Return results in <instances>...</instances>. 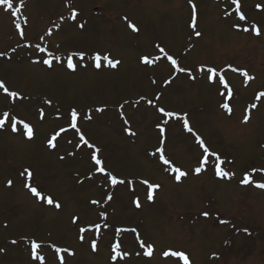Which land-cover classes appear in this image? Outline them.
Returning a JSON list of instances; mask_svg holds the SVG:
<instances>
[{"label":"rangeland","instance_id":"1","mask_svg":"<svg viewBox=\"0 0 264 264\" xmlns=\"http://www.w3.org/2000/svg\"><path fill=\"white\" fill-rule=\"evenodd\" d=\"M11 2L14 9L21 4ZM238 6L239 12L231 0H24L17 14L23 39L0 7V81L18 94L0 89V114L33 129L28 139L22 123L15 132L7 122L0 128V264H183L165 251L185 253L189 264H264V190L254 186L264 183V97L257 99L264 92V0ZM97 54L120 63L96 68ZM143 57L153 63H141ZM73 109L79 133L70 127ZM197 136L214 155L195 176L204 155ZM96 149L99 167L125 183L112 186L96 170ZM161 154L187 175L175 181ZM215 156L229 177H217ZM25 169L30 178L21 175ZM142 181L159 185L152 202ZM140 241L153 246L152 255H144ZM116 243L121 256L113 260Z\"/></svg>","mask_w":264,"mask_h":264},{"label":"snow or ice","instance_id":"2","mask_svg":"<svg viewBox=\"0 0 264 264\" xmlns=\"http://www.w3.org/2000/svg\"><path fill=\"white\" fill-rule=\"evenodd\" d=\"M231 2L233 4H237V11L239 12V0H231ZM23 3H24V0H21V4L20 6L16 7V9L12 12V15L13 17H15L19 12H20V7L23 6ZM189 3L191 4V0H189ZM0 5H6V8L5 10H10L12 9L13 5H12V2L11 0H0ZM259 7V6H258ZM192 8H193V28H195V19H196V9H195V5L193 4L192 5ZM75 16H76V13L73 12L72 13V18L75 19ZM126 19V18H125ZM239 19L240 20H245V16L242 14V13H239ZM133 32H137L138 29L136 28L135 25L131 24L130 22L128 23L127 25ZM15 27L16 29L20 32V36H21V39H23V31H21V25L18 21L15 22ZM82 27V25H81ZM245 31H247V29H245ZM256 34L259 35L260 32L259 30H256ZM195 35L197 37H199L201 35L200 32H195ZM39 51L40 52H44L45 49L42 48V47H39ZM161 53L164 52V49L163 48H160L159 49ZM75 55V54H74ZM80 59H83V54H80ZM101 59H103L105 62H106V65L110 68H115L120 62L119 61H113L111 59H109V57L107 56H104V57H100L98 54L96 56L93 57V60L95 62V67L96 68H100L101 67ZM158 59V57H157ZM168 59L171 61V64L172 66L176 69L177 72H181V71H184V69H181L179 67H177V61L175 59H173L171 56H168ZM45 65H48L49 67L51 66V61L49 59H43L42 61ZM141 63H144V64H152L153 63V60L151 59H148L146 57H143L141 58ZM74 64L72 62V58L69 57L68 60H67V68L68 69H71V70H74ZM209 72H212L213 69H208ZM242 75L246 76L247 80H251L253 79L251 76H248L246 72H243ZM211 76L209 77V81L211 82ZM221 83H223V80L221 79ZM225 87H227V84L224 85ZM0 89H4V91L7 93L8 96L10 97H17L18 94L16 92H10L7 90V88L5 87V85L3 84L2 81H0ZM221 95H223V93H221ZM261 97H264V92H260L258 95H257V99H260ZM157 99H159V97H157ZM47 102V101H46ZM50 103V102H48ZM149 104H151L152 102L151 101H148ZM222 108L228 110L230 112V109H229V106L228 104H222L221 105ZM252 108H255L256 105L255 104H252L251 105ZM97 111H102V109H97ZM158 111L164 115V116H168V117H171L173 116V113L171 112H167L165 111L164 109H158ZM3 116L2 119H0V128H3L6 124V122L8 123V125H10L11 127V130L13 132H15L17 130V125L18 124H23V134H25L27 136L28 139H31L33 137V129L31 128V126L27 123H24L22 121H18L16 120L15 117H10V113L5 111L3 112L2 114H0ZM41 116H43V112L40 113ZM77 117H78V114L77 112L73 109L71 110L70 112V127L73 128V129H76V131L79 133V129L77 128ZM249 120V116L248 115H245L243 117V121L244 123H247ZM125 123H127V121H125ZM165 124L168 123L167 120L164 121ZM159 127V126H158ZM184 128L185 130L191 132L192 129L189 127V124L187 122V120L185 119L184 120ZM67 129H61L60 132H63V131H66ZM160 130V133L161 135L163 136L164 132H165V129L163 127H160L159 128ZM59 132H57L56 134H54L50 139H48L47 143L49 146H54L53 145V142L57 139V137L59 136ZM79 141L82 142L83 144L87 145L89 148H93V145H91L86 139L85 137L80 134L79 135ZM196 141L198 144H200V146L203 148V157L202 159L199 161V166L196 167L194 169L195 173L196 174H199L203 169H204V166L207 165L209 163V157L210 156H213L214 154L210 153L208 148L206 146H204L203 144V141L199 138V136L196 137ZM163 143V141H162ZM99 151V149H96L94 152H92L90 155H91V160L92 162L97 165V171L98 172H101V173H104L105 175H107V178H108V181L109 183L112 185V186H115L117 184H122V183H125V181L123 180H118L114 175L110 174V173H106L105 169L103 167H99L100 165H102V161L98 158L97 156V152ZM158 152H162V149H157ZM215 159H216V163L213 165L214 168H215V174L217 175V177H229L230 176V173L228 172H225L224 170H222V168L220 167V164L222 163V161H220V157L219 156H215ZM160 160L168 166V170L174 174V178L177 180V181H180L181 177H184L187 175L186 172L182 171L181 169L179 168H176L174 166H172L171 162L169 160H167L163 154H161L160 156ZM25 173L27 174V177H31L32 176V173L30 171H28L27 169L24 170V172L21 173V175H25ZM142 183L146 184L147 185V190H146V197H147V200L149 202H152L153 199H154V195H153V189L155 188H158L159 185H152L150 183H148L147 181H142ZM242 183L247 185L250 183V178L248 175H245L243 180H242ZM12 184V181L9 180L8 181V185L10 186ZM254 186L256 188H259V189H264V183H255ZM25 187L26 188H29L30 192L34 195V196H39L40 193H38L37 189L35 187H32L30 186L28 183H25ZM107 199L108 200H111V196H107ZM47 203L48 204H53V200L48 198L47 199ZM92 203H98L97 201H92ZM136 207H140V202L139 200L137 199L136 201H134ZM55 207L56 208H59L60 205L58 203L55 204ZM203 215L205 217H207L209 215V213L207 212H204ZM76 222V219L74 218L73 220V223ZM81 232H84L85 229L84 228H81L80 229ZM118 232L119 231H123L122 229H119L117 230ZM135 231V230H133ZM13 243H15V241H13ZM40 247L39 244L33 242L31 243V251H32V256H33V259H40L41 261H43V258L42 257H38L37 256V249ZM91 247H92V250L93 251H96V242L95 241H92L91 243ZM119 248H120V245L119 243H116L114 245H112V252L115 253L114 256H112V259L115 260L116 257L118 256H121V252L119 251ZM140 248L142 249H145L144 251V255H152V252H153V246L151 244H148L147 246L144 244L143 241H140ZM60 249H57V252H59ZM71 254V253H69ZM124 256L128 255L127 253H124L123 254ZM163 256L165 257H169V256H172V257H178L180 260L183 261V264H189V258L188 256L183 253V252H176V251H165L163 252ZM61 264H63V260L61 259Z\"/></svg>","mask_w":264,"mask_h":264}]
</instances>
